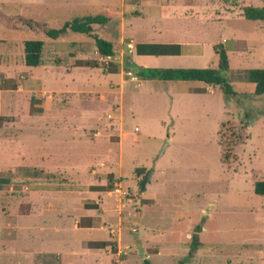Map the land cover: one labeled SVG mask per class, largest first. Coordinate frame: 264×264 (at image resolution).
I'll return each mask as SVG.
<instances>
[{
    "label": "rangeland",
    "instance_id": "1",
    "mask_svg": "<svg viewBox=\"0 0 264 264\" xmlns=\"http://www.w3.org/2000/svg\"><path fill=\"white\" fill-rule=\"evenodd\" d=\"M172 1L162 15L166 0H0L4 14L50 25L106 15L93 28L114 50L0 22V264H90L86 248L106 247L108 264H264V195L253 190L264 180V95L245 79L264 68V21L242 14L264 1ZM29 39L43 40L36 67L23 62ZM144 43L184 50L139 57ZM218 49L229 93L135 73L217 68Z\"/></svg>",
    "mask_w": 264,
    "mask_h": 264
},
{
    "label": "trees",
    "instance_id": "2",
    "mask_svg": "<svg viewBox=\"0 0 264 264\" xmlns=\"http://www.w3.org/2000/svg\"><path fill=\"white\" fill-rule=\"evenodd\" d=\"M264 1V0H263ZM1 12V11H0ZM243 17L247 20L264 21V5L261 7L246 6L243 8ZM108 21L106 15L74 17L70 20L58 22L55 25H50L40 19L28 17L25 14H4L0 13V22L10 29H18L25 27L26 29L37 32L42 37L50 39L61 38L68 32H76L82 34L94 41L97 52L104 57H113L114 50L111 41L105 40L94 32L93 25L104 24ZM1 42V40H0ZM43 50V40L29 39L23 42V62L26 66L36 67L41 64ZM179 50L178 44H156L144 43L137 44L136 51L138 54H162L172 55ZM218 54L217 68H139L135 69L137 76L148 79H158L163 81H199L210 86L223 85L226 93L231 92V87L220 76L221 72H226L229 69V61L224 49L216 50ZM92 62V63H91ZM86 62L87 66L98 67L96 61ZM127 65V64H126ZM132 67V65H131ZM245 79L253 84L255 95H264V68H251L246 71ZM9 178L0 176V187L8 184ZM113 181L109 180L107 188L111 190ZM254 193L264 195V180L254 183ZM196 245L195 237L193 239ZM100 245L105 246L102 242ZM144 264H149L148 260H144Z\"/></svg>",
    "mask_w": 264,
    "mask_h": 264
},
{
    "label": "crops",
    "instance_id": "3",
    "mask_svg": "<svg viewBox=\"0 0 264 264\" xmlns=\"http://www.w3.org/2000/svg\"><path fill=\"white\" fill-rule=\"evenodd\" d=\"M166 5L165 6H163V5H161V9L159 10L160 11V13L162 14V15H164V14H166L167 12H169L170 10H174L175 9V5H176V3L178 2V1H172L171 0V4H170V1H168V0H166ZM178 44V43H177ZM179 45V44H178ZM181 45V44H180ZM179 45V46H180ZM180 50L182 51V50H184V48L182 47V45L180 46ZM137 56H139V57H142V56H150V54H138ZM143 67H145V65H142ZM114 75L113 73H108V74H106V75ZM135 132V131H134ZM73 134H74V132H73ZM76 137V136H75ZM72 141H73V139H72ZM74 143V142H73ZM78 169H83V168H85V165L84 164H80V165H77L76 166ZM69 192V193H71V192H73V193H75V192H82V191H70V190H61V192ZM71 227L74 229V230H87V231H93V226H89V225H86V226H78V224L75 222V221H73L72 222V224H71ZM85 239V238H84ZM93 241V240H92ZM81 244H82V240H81ZM82 246V245H81ZM87 250H89L90 251V253H86L85 255H82V257L83 256H87V257H89V259H92L93 261H90V264H97V263H100V264H108V261L110 262V257L109 256H111V254L109 253V251H108V247H106L105 249H98V248H86ZM69 251L70 252H74V253H72L71 255L69 254L68 256H69V258H71V259H74V261L75 262H77L78 260H77V257L76 258H74L75 256H78V255H76V254H78L74 249H69ZM69 251H67V252H69ZM81 257V256H80ZM68 264H72V262L71 261H69L68 262ZM78 264H82V262H80V263H78ZM83 264H86V263H83ZM88 264V263H87Z\"/></svg>",
    "mask_w": 264,
    "mask_h": 264
},
{
    "label": "water",
    "instance_id": "4",
    "mask_svg": "<svg viewBox=\"0 0 264 264\" xmlns=\"http://www.w3.org/2000/svg\"><path fill=\"white\" fill-rule=\"evenodd\" d=\"M132 63H133V61L131 59L127 58L126 64L131 65ZM139 68H142V67H139ZM167 141L168 140H165L164 145L162 146L160 153L163 152L164 146L166 145ZM152 174H153V171H147L145 173L143 179L140 182V193H142L144 191L146 184L150 181V177ZM135 237H137V234H135ZM137 245H138V252L141 253L142 256L145 258L146 255L143 253V250H142L140 244L138 243Z\"/></svg>",
    "mask_w": 264,
    "mask_h": 264
},
{
    "label": "built area",
    "instance_id": "5",
    "mask_svg": "<svg viewBox=\"0 0 264 264\" xmlns=\"http://www.w3.org/2000/svg\"><path fill=\"white\" fill-rule=\"evenodd\" d=\"M134 131H138V127H135V128H134Z\"/></svg>",
    "mask_w": 264,
    "mask_h": 264
}]
</instances>
